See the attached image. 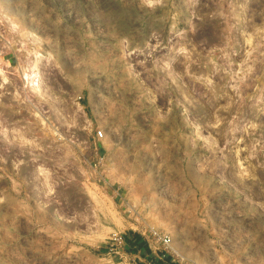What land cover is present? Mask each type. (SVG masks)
Masks as SVG:
<instances>
[{"label":"rangeland","instance_id":"374dc122","mask_svg":"<svg viewBox=\"0 0 264 264\" xmlns=\"http://www.w3.org/2000/svg\"><path fill=\"white\" fill-rule=\"evenodd\" d=\"M0 264H264V0H0Z\"/></svg>","mask_w":264,"mask_h":264},{"label":"crops","instance_id":"0c3cea01","mask_svg":"<svg viewBox=\"0 0 264 264\" xmlns=\"http://www.w3.org/2000/svg\"><path fill=\"white\" fill-rule=\"evenodd\" d=\"M127 243L137 251V253L143 254L151 250V248L143 242L138 234H133L131 237H128ZM151 252V251H150ZM153 252V251H152ZM147 253L145 257H147Z\"/></svg>","mask_w":264,"mask_h":264},{"label":"built area","instance_id":"2783aa9c","mask_svg":"<svg viewBox=\"0 0 264 264\" xmlns=\"http://www.w3.org/2000/svg\"><path fill=\"white\" fill-rule=\"evenodd\" d=\"M97 136L100 138L102 136L101 131L97 132ZM149 236L151 238V241L156 246H163L168 247L170 244V238L164 234H161L159 231L152 229L149 232Z\"/></svg>","mask_w":264,"mask_h":264}]
</instances>
